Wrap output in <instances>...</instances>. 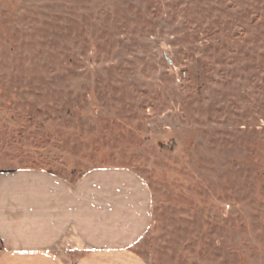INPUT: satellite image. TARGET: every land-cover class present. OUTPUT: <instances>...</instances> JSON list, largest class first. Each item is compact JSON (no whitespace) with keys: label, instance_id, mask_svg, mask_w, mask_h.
Segmentation results:
<instances>
[{"label":"rangeland","instance_id":"1","mask_svg":"<svg viewBox=\"0 0 264 264\" xmlns=\"http://www.w3.org/2000/svg\"><path fill=\"white\" fill-rule=\"evenodd\" d=\"M123 170L144 264H264V0H0V169Z\"/></svg>","mask_w":264,"mask_h":264},{"label":"crops","instance_id":"2","mask_svg":"<svg viewBox=\"0 0 264 264\" xmlns=\"http://www.w3.org/2000/svg\"><path fill=\"white\" fill-rule=\"evenodd\" d=\"M151 222V192L127 171L0 169V264H144Z\"/></svg>","mask_w":264,"mask_h":264}]
</instances>
